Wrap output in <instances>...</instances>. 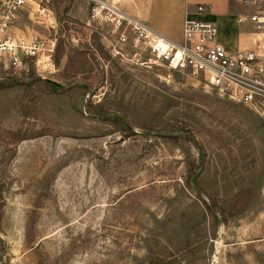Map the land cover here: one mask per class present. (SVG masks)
<instances>
[{
	"label": "rangeland",
	"instance_id": "rangeland-1",
	"mask_svg": "<svg viewBox=\"0 0 264 264\" xmlns=\"http://www.w3.org/2000/svg\"><path fill=\"white\" fill-rule=\"evenodd\" d=\"M92 7L51 0L52 28L22 14L11 36L53 53L0 58V264H264V122Z\"/></svg>",
	"mask_w": 264,
	"mask_h": 264
},
{
	"label": "built area",
	"instance_id": "built-area-1",
	"mask_svg": "<svg viewBox=\"0 0 264 264\" xmlns=\"http://www.w3.org/2000/svg\"><path fill=\"white\" fill-rule=\"evenodd\" d=\"M90 22L96 28L104 26L117 33L118 41L126 44L131 39L133 47L148 54L147 63L156 64L168 71L188 75L215 93L219 98L248 110L264 122V0H244L253 8L247 23L253 33L261 37L257 48L228 53L217 41V28L212 22L196 17L186 18L182 24V40L173 43L156 34L139 20L121 12L115 5L100 0H90ZM51 0H0V58L18 70L28 61L52 54L54 43L38 37L25 40L11 36L17 19L23 14L29 21L52 28ZM206 8L197 7L196 15ZM49 59V56L47 57Z\"/></svg>",
	"mask_w": 264,
	"mask_h": 264
},
{
	"label": "crops",
	"instance_id": "crops-1",
	"mask_svg": "<svg viewBox=\"0 0 264 264\" xmlns=\"http://www.w3.org/2000/svg\"><path fill=\"white\" fill-rule=\"evenodd\" d=\"M126 15L139 20L159 36L173 43L182 40V24L196 17L212 22L217 28L218 43L230 54L257 48L261 37L247 23L253 8L244 0H107ZM206 8L196 15L197 7Z\"/></svg>",
	"mask_w": 264,
	"mask_h": 264
},
{
	"label": "water",
	"instance_id": "water-1",
	"mask_svg": "<svg viewBox=\"0 0 264 264\" xmlns=\"http://www.w3.org/2000/svg\"><path fill=\"white\" fill-rule=\"evenodd\" d=\"M58 86V85H55ZM155 135L157 136H164L162 133H156ZM172 136V135H171ZM198 145V149H199V154H200V165H199V170L198 172L190 179L189 182V186L191 188V190L199 197V198H203V194L202 192L196 187V181L197 178L200 176V174L202 173L203 167H204V157H203V152H202V147L199 144V142L197 143ZM208 207L209 209L213 212V214L220 220L221 225L223 224V220L221 215L218 213V211L216 210V208L210 203L208 202Z\"/></svg>",
	"mask_w": 264,
	"mask_h": 264
},
{
	"label": "trees",
	"instance_id": "trees-1",
	"mask_svg": "<svg viewBox=\"0 0 264 264\" xmlns=\"http://www.w3.org/2000/svg\"><path fill=\"white\" fill-rule=\"evenodd\" d=\"M47 84H49L53 89L57 88L54 84H51L50 82H48Z\"/></svg>",
	"mask_w": 264,
	"mask_h": 264
}]
</instances>
